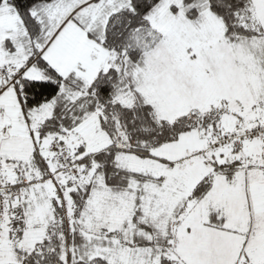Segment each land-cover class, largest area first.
<instances>
[{
	"label": "snow or ice",
	"instance_id": "obj_1",
	"mask_svg": "<svg viewBox=\"0 0 264 264\" xmlns=\"http://www.w3.org/2000/svg\"><path fill=\"white\" fill-rule=\"evenodd\" d=\"M0 264H264V0H0Z\"/></svg>",
	"mask_w": 264,
	"mask_h": 264
}]
</instances>
